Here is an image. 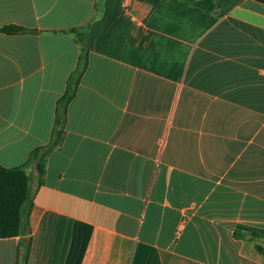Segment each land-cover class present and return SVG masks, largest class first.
<instances>
[{"label":"crops","instance_id":"0c3cea01","mask_svg":"<svg viewBox=\"0 0 264 264\" xmlns=\"http://www.w3.org/2000/svg\"><path fill=\"white\" fill-rule=\"evenodd\" d=\"M10 26L0 165L30 191L0 264H264L263 4L0 0Z\"/></svg>","mask_w":264,"mask_h":264},{"label":"trees","instance_id":"16d2710c","mask_svg":"<svg viewBox=\"0 0 264 264\" xmlns=\"http://www.w3.org/2000/svg\"><path fill=\"white\" fill-rule=\"evenodd\" d=\"M264 5V0H254ZM20 27L10 26L0 29V32L14 35L26 32ZM67 33L74 36L76 43L80 48V61L74 75L70 79L63 97L58 101L57 108V127H62L65 118L66 107L74 95L75 89L79 83L81 75L87 67V33L86 28L82 30L73 29ZM62 139V131L56 132V139L52 146H55ZM49 149L51 147H48ZM46 153L48 152V149ZM41 149L35 151L37 154ZM45 153L40 155L37 161V171L40 178L45 173ZM29 178L22 168H5L0 165V239L17 237L21 229V211L23 205L29 198ZM241 229V228H240ZM29 244L24 246L22 264L26 263L29 252ZM264 256V251L262 252Z\"/></svg>","mask_w":264,"mask_h":264},{"label":"water","instance_id":"95a60500","mask_svg":"<svg viewBox=\"0 0 264 264\" xmlns=\"http://www.w3.org/2000/svg\"><path fill=\"white\" fill-rule=\"evenodd\" d=\"M261 250V248H258V251H260Z\"/></svg>","mask_w":264,"mask_h":264}]
</instances>
